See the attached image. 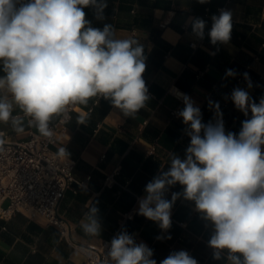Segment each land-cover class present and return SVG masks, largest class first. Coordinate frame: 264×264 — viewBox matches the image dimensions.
Segmentation results:
<instances>
[{"label": "clouds", "instance_id": "clouds-1", "mask_svg": "<svg viewBox=\"0 0 264 264\" xmlns=\"http://www.w3.org/2000/svg\"><path fill=\"white\" fill-rule=\"evenodd\" d=\"M200 4L210 0H197ZM107 0H0V124L17 134L26 126L51 140L54 118L70 120L69 109L87 106L103 97L124 117L135 118L151 99L144 79L145 46L135 38H117L111 24L93 27L94 18L105 19ZM208 37L212 45L230 42L233 13L220 9L211 16ZM192 34L205 37L207 22L189 20ZM228 69L225 78L235 77ZM247 89L253 83L243 73ZM184 107L176 115L186 126L190 143L184 157L172 153L169 164L158 171L138 199L137 215L157 223L164 236L172 227V209L183 199L193 205L211 234L207 246L214 260L225 264H264V95L257 103L245 88L235 87L230 99L246 117L239 133L226 131L219 102L209 99L213 120L203 122L200 107L187 94L175 93ZM250 114V115H249ZM88 116H77L87 124ZM6 152L0 131V154ZM57 158L69 160L66 147ZM179 184L182 191H169ZM88 237H100L99 208L88 205L80 220ZM110 264H157L154 252L134 234L122 229L105 245ZM108 264V262H106ZM159 264H199L186 250L172 251Z\"/></svg>", "mask_w": 264, "mask_h": 264}, {"label": "crops", "instance_id": "crops-1", "mask_svg": "<svg viewBox=\"0 0 264 264\" xmlns=\"http://www.w3.org/2000/svg\"><path fill=\"white\" fill-rule=\"evenodd\" d=\"M105 19L94 18L86 8V19L93 27L111 24L117 38H135L145 46L147 68L144 79L151 99L135 118H127L103 97L92 98L87 106L77 105L67 129L57 137L55 149L66 147L76 163L73 176L86 180V186L74 185L66 190L58 211L74 226L71 239L77 243L99 241L116 235L122 229L134 234L137 243L144 242L154 252L157 264L172 251L186 250L199 264H225L212 257L207 246L211 230L205 226L193 205L183 199L172 209V227L164 236L157 223L137 215L138 199L144 195L148 182L165 168L172 153L184 157L190 138L185 125L173 110L182 109L183 102L170 91L171 86L189 95L200 107L203 122L214 118L208 101L219 102L226 131L239 133L246 118L238 111L230 96L235 87L245 88L258 103L264 95V0H107ZM233 13V31L228 44L212 45L208 37L211 16L219 8ZM200 17L207 22L205 37L197 39L189 20ZM191 42H196L192 46ZM237 75L225 78L226 70ZM253 83L247 89L243 73ZM0 75H3L0 71ZM88 116L87 124H78L77 116ZM250 115V114H249ZM57 118H54L55 122ZM0 130L11 138L23 140L36 128L27 127L22 134L10 125L0 124ZM154 147L153 152L149 149ZM115 173L116 182L105 184ZM182 191L177 184L167 194ZM99 208L102 225L100 237H88L80 220L88 205ZM134 208L133 218L123 219V213ZM0 264H85V256L71 241L61 237L58 227L40 217L16 212L0 219Z\"/></svg>", "mask_w": 264, "mask_h": 264}, {"label": "built area", "instance_id": "built-area-1", "mask_svg": "<svg viewBox=\"0 0 264 264\" xmlns=\"http://www.w3.org/2000/svg\"><path fill=\"white\" fill-rule=\"evenodd\" d=\"M224 9V7H220ZM196 46V42H191ZM179 90L171 86L169 91L176 97ZM177 98V97H176ZM180 100V99H179ZM182 101V100H180ZM76 106L69 109L72 118ZM180 109L173 110L174 115ZM177 116V115H176ZM71 120V119H70ZM70 120L59 117L50 126L53 130L51 140L32 133L27 139L18 140L5 133L6 152L0 154V219H8L16 212L31 217H40L46 223L58 227L61 237L72 242L73 246L85 256V264H110L106 256V244L114 237L99 241L77 243L71 239L74 226L59 211V205L68 188L86 186V180H77L73 176L76 161L57 158L55 144L60 133L67 129ZM154 147L149 149L153 152ZM115 173L108 175L105 184L115 183ZM135 209L123 213V219L133 218Z\"/></svg>", "mask_w": 264, "mask_h": 264}]
</instances>
